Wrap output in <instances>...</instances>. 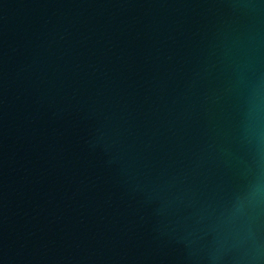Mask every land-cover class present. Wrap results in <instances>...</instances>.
I'll use <instances>...</instances> for the list:
<instances>
[{
	"label": "water",
	"instance_id": "obj_1",
	"mask_svg": "<svg viewBox=\"0 0 264 264\" xmlns=\"http://www.w3.org/2000/svg\"><path fill=\"white\" fill-rule=\"evenodd\" d=\"M0 264H264V0H0Z\"/></svg>",
	"mask_w": 264,
	"mask_h": 264
}]
</instances>
